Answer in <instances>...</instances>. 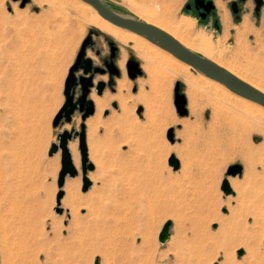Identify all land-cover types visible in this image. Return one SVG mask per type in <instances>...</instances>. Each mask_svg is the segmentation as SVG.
Returning a JSON list of instances; mask_svg holds the SVG:
<instances>
[{
  "label": "rangeland",
  "instance_id": "1",
  "mask_svg": "<svg viewBox=\"0 0 264 264\" xmlns=\"http://www.w3.org/2000/svg\"><path fill=\"white\" fill-rule=\"evenodd\" d=\"M104 1L136 18L125 7L134 10L190 42L193 52L264 86V4L259 17L252 0L240 4L236 20L230 6L237 0H217L201 20L186 10L194 0ZM61 2L60 9L47 0H0V264H264V123L213 96L192 69L199 86L160 65L144 67L92 23L94 15ZM91 32L100 55H87L95 66L112 42L124 71L118 63L115 92L107 87L102 98L92 91L103 105L93 102L95 114L85 123L91 187L81 192L72 141L78 175L65 180L59 215L61 156L48 152L63 131L79 132L81 122L78 114L70 125L54 129L52 122ZM129 60L141 71L135 80L127 76ZM100 78L106 83L107 76H97L95 84ZM106 95L112 100L105 102ZM177 96L186 101V116L178 113ZM235 166L241 175L229 176ZM224 181L232 195L221 191ZM127 192L138 206L124 205ZM167 222L170 238L161 246Z\"/></svg>",
  "mask_w": 264,
  "mask_h": 264
},
{
  "label": "water",
  "instance_id": "2",
  "mask_svg": "<svg viewBox=\"0 0 264 264\" xmlns=\"http://www.w3.org/2000/svg\"><path fill=\"white\" fill-rule=\"evenodd\" d=\"M14 2L17 0H13ZM82 3L92 7L97 14L107 21L108 23L128 31L130 33L136 34L139 37L145 39L154 47L162 50L165 53L170 54L178 62L189 66L195 73L223 86L232 94L245 99L251 103H254L264 109V95L257 90L253 89L244 82L238 80L234 76L227 73L222 68L216 66L212 62L206 60L198 54H195L173 38L165 34L164 32L138 22V20L130 15L119 13L109 7V5L104 0H79ZM247 0H237L233 2L230 6L231 13L237 20L239 14V5L245 3ZM255 5V14L259 13V10L264 4V0H252ZM26 0H24V3ZM194 5L196 10H201L199 18L204 20L207 15H209L213 10V4L211 1L206 0H194ZM188 9V5L186 7ZM97 35L91 32L88 37L83 41L79 52L73 65L70 67L66 80L64 82L63 97L64 103L60 110L53 119L52 127L54 129L62 127L63 125H70L75 114L80 116V126L79 132L71 129L70 132L63 131V133L57 136V144L51 145L48 152V157H52L58 151H60L61 161H60V172L58 175L57 187L58 194L56 198L57 208L55 212L59 215L62 214L60 209V201L63 197L62 188L64 186L66 178L72 179L77 177L78 172L75 168L71 154L68 149V145L72 141L78 143V151L80 155V169L82 174V193H86L91 187V182L87 179V173L94 170L93 165L89 163L88 149L86 143V126L85 123L87 119L95 114V105L90 99L92 91L94 90L98 97H102L107 85L104 81H97L95 84V79L97 76H105V71L96 67L87 56L88 51H94L95 43L92 41V36ZM96 56H99V52H96ZM109 70V75H117L118 72L115 66L111 63L107 66ZM116 71V72H115ZM127 76L130 80H135L141 75L139 65L133 60H129L126 64ZM186 101L183 96H177V109L179 115L186 116L187 112L185 110ZM113 109H117V105L114 103L111 106ZM109 112L104 113V117H107ZM169 167L172 168L173 172L179 170V162L175 158H171L168 162ZM242 169L239 166H235L229 170L228 175L236 177L241 175ZM221 191L224 196L232 195L229 184L224 181L221 186ZM171 222H167L158 235V243L162 246L170 238ZM243 255L242 251L237 253L240 258Z\"/></svg>",
  "mask_w": 264,
  "mask_h": 264
},
{
  "label": "bare ground",
  "instance_id": "3",
  "mask_svg": "<svg viewBox=\"0 0 264 264\" xmlns=\"http://www.w3.org/2000/svg\"><path fill=\"white\" fill-rule=\"evenodd\" d=\"M33 1H35V0H33ZM47 1L50 3L57 4L59 6V8L61 9V6H62L61 1L62 0H47ZM72 1L76 4V6H77L76 8L82 10L83 12L90 13L91 15L95 16L94 18H92L93 24L103 28L107 33L112 34V37L116 41H118L120 44H122L123 46L129 47V49L136 55V57L138 59H140L142 61V63H144V67H147L148 65H150V63L160 65L172 73H175L177 75H182L188 82H190L191 85L193 84L194 86H199L197 83V79H198L200 81V83H203L206 87L213 89L212 90L213 96L219 95L222 98H224V97L228 98L229 100H231L233 102L232 106L235 107V104L240 105V111L243 114L249 116L250 118H252L254 120H258V121L264 123V109L261 108L260 106L232 94L227 89H225L223 86H221L217 83H214L213 81H210L209 79H206L205 77H203L197 73H196L197 79L192 78L191 77L192 73L190 72L191 68L189 66H186V65L178 62L170 54L163 52L162 50L158 49L157 47H154L153 45H151L149 42H147L145 39L139 37L138 35L130 33L128 31H125L123 29H120V28L115 27L114 25L108 23L107 21L102 19L92 7L82 3L79 0H72ZM125 9H127L128 12H130L132 15H134L136 17V19L138 20V22L152 26V27L164 32L165 34H167L168 36L173 38L176 42H178L181 46H183L185 49H187L191 52L194 51L193 45H191L190 42H188L185 39L178 37L174 32L169 31L168 29L164 28L163 26L159 25L158 23H155V22L151 21L150 19L138 14L134 10L128 9L127 7H125ZM193 53L198 54L196 52H193ZM87 56H89V55H87ZM201 57H203V56H201ZM203 58H205V57H203ZM205 59L212 62L216 66L222 68L223 70H225L230 75L234 76L238 80L244 82L245 84L249 85L250 87H252L253 89L257 90L258 92H260L264 95V87L263 86L256 84V83L249 82L248 80L245 79V77L243 75L237 73L235 70H233L229 67H224V66L218 64L217 62L211 60V59L210 60L207 58H205ZM92 60H93V57H92ZM119 65H120V69L122 71H124L123 70V65H124L123 61L121 63H119ZM91 100L98 106L99 109L102 107L103 104H101L100 98L94 97L93 95H91ZM110 100H112L111 97L106 95L105 102H107V101L109 102ZM68 149L72 155L73 164H74L75 168L78 170V159H77V155H76V151H75V144L71 143L69 145ZM94 161H95V159H94ZM128 171H130V170H128ZM128 171L125 170V174L128 173ZM128 175H129V173H128ZM131 185L133 186L132 182H131ZM132 186H131V188H132ZM136 186H137V184H136ZM127 189H130V188L127 187L126 190L124 189V192L127 191ZM72 190H73V188H71L69 193H68V198H70L72 200V202H71V200L69 199V203L71 202V204L74 201V198L72 196L73 195L72 193L74 191L72 192ZM131 191L132 190L130 189V192ZM130 192L129 193L127 192L128 194H124V197L126 195L127 199H128L127 200L125 197L126 200L124 201L125 202L124 205L127 208H134V206H138V205H137V203L133 204V202H132L133 198H132ZM122 203H123V201H122ZM122 203H120V204H122ZM138 204H139V202H138ZM139 207H140V205H139Z\"/></svg>",
  "mask_w": 264,
  "mask_h": 264
},
{
  "label": "flooded vegetation",
  "instance_id": "4",
  "mask_svg": "<svg viewBox=\"0 0 264 264\" xmlns=\"http://www.w3.org/2000/svg\"><path fill=\"white\" fill-rule=\"evenodd\" d=\"M195 8H196V6L194 4H189L188 5V9H186V10H188V11L189 10H193L197 15L202 13L201 10L197 11ZM209 16H210V14L207 15L204 20H206ZM107 45H108L109 53H108V55L105 58L102 59V62H101L102 66H96V67H99L101 70L105 71V73H106L105 76H107L106 85L111 90V92L113 93V92H115V88H114L115 81L120 79L122 77V75H121V72H120L121 70L118 67L119 61L117 62V59H118L117 47L112 42H107ZM93 52H94V54H96V52H98V51H96L95 47H94V51ZM99 55H100V53H99ZM111 63L115 66V69L118 72L117 75H109V73H108L109 70H108L107 66L110 65ZM101 77H104V76H101ZM100 81H105V78H101Z\"/></svg>",
  "mask_w": 264,
  "mask_h": 264
},
{
  "label": "crops",
  "instance_id": "5",
  "mask_svg": "<svg viewBox=\"0 0 264 264\" xmlns=\"http://www.w3.org/2000/svg\"><path fill=\"white\" fill-rule=\"evenodd\" d=\"M212 4H213V7H214V10H215V7L217 8V6H219V3H217V0H213L212 1ZM218 4V5H217ZM255 6V5H254ZM263 7V6H262ZM262 7H261V9H262ZM224 9V8H223ZM261 9L259 10V13L256 15L255 14V8H254V14H255V16L256 17H259V14H260V11H261ZM226 9H224L223 11H224V15H223V18H222V20H223V23L225 24V23H227V22H225L224 21V19H227V17H228V14H227V12L225 11ZM233 15V14H232ZM211 16V15H210ZM227 21H229L228 19H227ZM225 65V64H224ZM225 67V66H224ZM230 68V67H229ZM232 69V68H231ZM233 70H235V69H233ZM237 73H239V74H241V75H243L244 77H245V79L246 80H248L249 82H252V83H256V82H253V81H251V80H249L242 72H240L239 70H235ZM97 80V79H96ZM100 80H101V78H100ZM256 84H259V83H256ZM260 85V84H259ZM262 86V85H261ZM264 87V86H263ZM93 94V93H92ZM91 94V95H92ZM104 96V95H103ZM103 98V97H102ZM101 98V99H102ZM90 99H91V97H90ZM88 127V126H87Z\"/></svg>",
  "mask_w": 264,
  "mask_h": 264
}]
</instances>
